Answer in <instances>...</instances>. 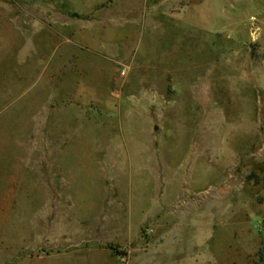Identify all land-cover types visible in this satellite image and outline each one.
Instances as JSON below:
<instances>
[{
	"label": "rangeland",
	"instance_id": "rangeland-1",
	"mask_svg": "<svg viewBox=\"0 0 264 264\" xmlns=\"http://www.w3.org/2000/svg\"><path fill=\"white\" fill-rule=\"evenodd\" d=\"M261 258L264 0H0V264Z\"/></svg>",
	"mask_w": 264,
	"mask_h": 264
},
{
	"label": "crops",
	"instance_id": "crops-1",
	"mask_svg": "<svg viewBox=\"0 0 264 264\" xmlns=\"http://www.w3.org/2000/svg\"><path fill=\"white\" fill-rule=\"evenodd\" d=\"M146 150H149V149H132V150H123V152H119V154L123 155L121 156L118 160H119V163L121 164L122 168L123 169H127V172H125V177L127 178V180H129V183H128V186H130V188H132V179L138 177L140 178L141 177V174L139 172V170L141 168H145L143 167L144 165L146 164H149V162L152 160L153 161V158L150 159L149 157H145V155H148L149 156V153H146L145 151ZM84 153L85 155H89L88 158H84V159H79L81 162H82V165H85L87 164L88 162L89 163H92L95 159H92V155H97V151L94 150V149H84ZM135 170L136 173H131V171ZM140 176V177H139ZM131 184V185H130ZM129 188V190H130ZM129 193V191H128ZM129 208V207H127ZM126 208V209H127ZM137 209L135 206L134 208H132V210L130 211L129 209L128 210V217L129 218H134V216H137L138 215H135L136 212H137Z\"/></svg>",
	"mask_w": 264,
	"mask_h": 264
},
{
	"label": "built area",
	"instance_id": "built-area-1",
	"mask_svg": "<svg viewBox=\"0 0 264 264\" xmlns=\"http://www.w3.org/2000/svg\"><path fill=\"white\" fill-rule=\"evenodd\" d=\"M126 74V71L124 70L123 72H122V76H124Z\"/></svg>",
	"mask_w": 264,
	"mask_h": 264
},
{
	"label": "trees",
	"instance_id": "trees-1",
	"mask_svg": "<svg viewBox=\"0 0 264 264\" xmlns=\"http://www.w3.org/2000/svg\"><path fill=\"white\" fill-rule=\"evenodd\" d=\"M261 261L263 262L264 261V258H261Z\"/></svg>",
	"mask_w": 264,
	"mask_h": 264
}]
</instances>
